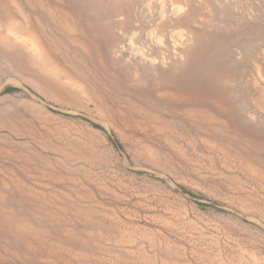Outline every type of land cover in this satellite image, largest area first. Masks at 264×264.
<instances>
[{
  "label": "rangeland",
  "instance_id": "obj_1",
  "mask_svg": "<svg viewBox=\"0 0 264 264\" xmlns=\"http://www.w3.org/2000/svg\"><path fill=\"white\" fill-rule=\"evenodd\" d=\"M0 264H264V0H0Z\"/></svg>",
  "mask_w": 264,
  "mask_h": 264
}]
</instances>
